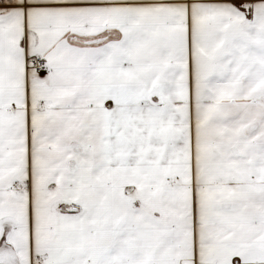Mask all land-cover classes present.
<instances>
[{
	"label": "snow or ice",
	"instance_id": "6c2138e0",
	"mask_svg": "<svg viewBox=\"0 0 264 264\" xmlns=\"http://www.w3.org/2000/svg\"><path fill=\"white\" fill-rule=\"evenodd\" d=\"M0 264H264V0H0Z\"/></svg>",
	"mask_w": 264,
	"mask_h": 264
}]
</instances>
